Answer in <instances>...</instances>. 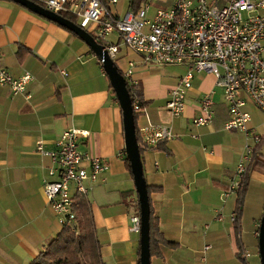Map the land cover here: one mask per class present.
Here are the masks:
<instances>
[{
	"label": "crops",
	"instance_id": "obj_1",
	"mask_svg": "<svg viewBox=\"0 0 264 264\" xmlns=\"http://www.w3.org/2000/svg\"><path fill=\"white\" fill-rule=\"evenodd\" d=\"M127 11L122 1L115 7ZM119 45L117 66L123 73L134 63L137 92L144 104L137 128L169 126L174 138L157 149L142 150L147 184L158 188L150 201L168 242L151 264H261L259 231L264 212V136L257 132L260 113L249 102L252 130L262 138L255 147L241 211L239 196L224 201L245 152L246 139L224 129L229 119L222 91L211 75H196L186 109L174 118L168 96L186 73L182 66L144 64L141 57ZM20 45L30 53L20 62ZM0 66L15 77L30 73L26 93L14 95L0 86V264H29L62 232L59 216L44 193V184L58 180L57 168L37 151L56 149L70 129L88 131L80 151L101 158L106 170L83 198L92 212L105 264H140L141 233L131 231L140 215L135 182L127 169L123 112L99 59L77 35L20 4L0 0ZM213 95L215 118L197 128L200 100ZM196 136V137H194ZM140 137V135H139ZM141 140V139H140ZM83 167L88 169L87 164ZM78 208L82 206L77 200ZM222 214V219L218 218ZM211 248L204 253V248ZM251 257L242 260L240 251Z\"/></svg>",
	"mask_w": 264,
	"mask_h": 264
},
{
	"label": "built area",
	"instance_id": "obj_2",
	"mask_svg": "<svg viewBox=\"0 0 264 264\" xmlns=\"http://www.w3.org/2000/svg\"><path fill=\"white\" fill-rule=\"evenodd\" d=\"M31 1L43 3L44 8L55 14L76 15L80 27L96 34L97 41L104 44L115 63L119 45L109 41L112 35H116L127 50L139 55L144 64L186 68L166 104L174 118L184 114L196 75L213 76L228 108L229 119L224 129L239 132L246 139L245 152L223 198L226 201L232 195L241 194L255 147L262 143V138L250 126L252 115L246 107L251 102L264 113V0H148L138 10L127 9L123 13L115 9L120 0ZM135 68L136 65L130 63L123 71L131 86L137 85ZM33 80L30 73L15 77L0 66V86L10 88L14 95L26 93ZM214 107L212 93L201 98L200 115L193 120V125L201 128L212 124L216 114ZM133 110L139 116L144 110L138 99L133 102ZM138 133L139 147L143 151L157 149L161 142L174 138L171 127L150 123ZM89 136L88 131L67 130L52 151L45 150L42 141L37 143V151L57 165L50 174L58 180L45 183L44 193L63 227L74 225L76 221L75 194L87 196L92 187L88 188L86 182L91 186L97 184L107 169L101 158L80 151L81 140ZM83 164H87L88 169ZM217 215L222 219V214ZM237 217L236 211L232 220ZM131 231L141 232L140 215L132 218ZM210 248L206 246L204 253ZM240 257L246 260L251 253L242 250Z\"/></svg>",
	"mask_w": 264,
	"mask_h": 264
},
{
	"label": "water",
	"instance_id": "obj_3",
	"mask_svg": "<svg viewBox=\"0 0 264 264\" xmlns=\"http://www.w3.org/2000/svg\"><path fill=\"white\" fill-rule=\"evenodd\" d=\"M29 9L33 13L46 18L62 27H65L81 40H83L95 56L99 59L108 76L112 89L116 94L118 102L123 112V123L125 130V148L127 158L130 162L131 172L134 178L136 192L139 198L140 217H141V252L140 264H151V249H150V217L151 206L148 184L144 175L143 159L139 147L137 136L135 113L133 110V102L128 89L126 79L120 73L116 63L110 58L108 51L104 46L85 29L64 18L62 15L55 14L43 6L31 0H9ZM259 255L261 264H264V212L261 219L259 231Z\"/></svg>",
	"mask_w": 264,
	"mask_h": 264
},
{
	"label": "trees",
	"instance_id": "obj_4",
	"mask_svg": "<svg viewBox=\"0 0 264 264\" xmlns=\"http://www.w3.org/2000/svg\"><path fill=\"white\" fill-rule=\"evenodd\" d=\"M146 1L148 0H128L129 10H138ZM35 2L45 7L43 3L38 1ZM61 15L80 26L79 18L76 15L70 14L68 12L61 13ZM90 34L97 40L96 34L94 32H90ZM99 44L104 45L102 42H99ZM29 53L30 51L26 47L20 45L17 51V57L19 61L23 62V60ZM120 73L123 74L121 71ZM127 85L132 98V102H135V100L138 99L144 107V104L139 99V94L137 92V87L139 85ZM113 93L115 94L114 91ZM138 117L139 115L135 113L136 128ZM137 136L138 141H140L138 128ZM256 157L257 156L255 153L254 160L256 159ZM125 164L127 166V169L131 172L130 162L127 157L125 158ZM248 181L249 177L246 180L244 190L239 196L237 214L241 211L244 202V196L248 186ZM156 190L160 189L148 185L149 196L151 192ZM77 200L81 201L82 206H80V209L78 208L77 210V218L74 225L64 226L62 232L46 247L43 252L38 255L37 258H35L29 264H105L102 258L101 245L97 238V228L92 216V212H90L89 209H85V206L87 204H85L86 202L83 201V198H81L80 196L76 198V207H78L79 204ZM150 206V249L152 258L155 256H159L161 254L160 246L162 244H168V242L165 240L160 230L158 218L155 215V210L152 208L151 201Z\"/></svg>",
	"mask_w": 264,
	"mask_h": 264
},
{
	"label": "rangeland",
	"instance_id": "obj_5",
	"mask_svg": "<svg viewBox=\"0 0 264 264\" xmlns=\"http://www.w3.org/2000/svg\"><path fill=\"white\" fill-rule=\"evenodd\" d=\"M122 3L124 4V6H127L128 4V0H121ZM116 39L117 36L116 35H112L110 38H109V41L110 42H114L113 39ZM123 48L124 50H126L123 46L121 47ZM103 68V67H102ZM255 124H257V132L262 136H264V113L260 111V113H258L256 116H255ZM262 152L264 154V146L262 148Z\"/></svg>",
	"mask_w": 264,
	"mask_h": 264
}]
</instances>
